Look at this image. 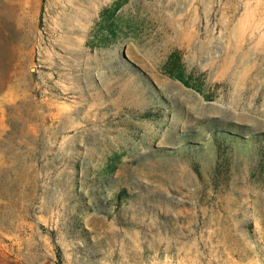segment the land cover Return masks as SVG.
<instances>
[{
	"label": "rangeland",
	"instance_id": "1",
	"mask_svg": "<svg viewBox=\"0 0 264 264\" xmlns=\"http://www.w3.org/2000/svg\"><path fill=\"white\" fill-rule=\"evenodd\" d=\"M0 264H264V0H0Z\"/></svg>",
	"mask_w": 264,
	"mask_h": 264
},
{
	"label": "trees",
	"instance_id": "2",
	"mask_svg": "<svg viewBox=\"0 0 264 264\" xmlns=\"http://www.w3.org/2000/svg\"><path fill=\"white\" fill-rule=\"evenodd\" d=\"M177 79H179L180 81H183V79H182V77L181 76H179V75H177V77H176Z\"/></svg>",
	"mask_w": 264,
	"mask_h": 264
}]
</instances>
